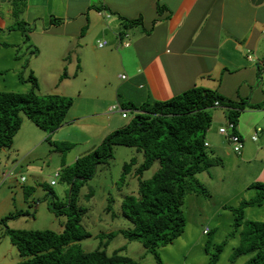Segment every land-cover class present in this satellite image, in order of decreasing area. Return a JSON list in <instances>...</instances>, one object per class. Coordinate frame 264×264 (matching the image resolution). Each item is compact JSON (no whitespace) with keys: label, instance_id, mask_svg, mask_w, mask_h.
Segmentation results:
<instances>
[{"label":"rangeland","instance_id":"obj_1","mask_svg":"<svg viewBox=\"0 0 264 264\" xmlns=\"http://www.w3.org/2000/svg\"><path fill=\"white\" fill-rule=\"evenodd\" d=\"M0 13L3 12L0 10ZM103 19L104 17L98 18L99 21ZM15 22L16 19L11 15L8 26L0 25V90L28 92L33 88L30 77L34 75L38 79L37 92L40 96L61 95L73 99L75 106L72 116L84 111L86 106L87 109L89 106L92 110L96 109L94 102L98 109L103 108L104 101L109 100L118 91L121 82L125 81L118 77L119 73L128 72L119 65V55H116L115 62L103 64L97 73L93 61L97 57L102 61L108 60L106 54L111 50L109 45L112 41L109 30L108 35L99 36L102 31L99 23L94 25V32L89 33L84 41L80 37L70 43L59 29L47 26L42 28V25H36L29 32L30 38L27 40L24 30L13 29V25L11 26ZM88 25L85 24L82 35L89 31ZM98 37L109 39V44L99 48ZM65 45L67 51L63 50ZM120 52L123 53L122 50ZM62 53L65 55L61 56ZM81 59L85 61L82 68ZM120 105L127 110L125 104L120 102ZM221 110L226 109L223 106L212 108V116L217 112L221 114ZM109 115H115L114 125L125 126L131 119L122 117L120 111ZM98 116L90 115L69 121L63 129L56 131L44 130L26 118L12 147L2 150L1 167L11 171V177L6 181L0 178V187L3 186L0 190V264H16L22 259L17 246L11 241L8 229L62 230L65 217L57 216L49 206L54 200L65 199L68 185L60 178H57L55 185H51V181L55 178L56 171H62L63 157L69 156L72 159L82 156L92 149L94 143L100 142L98 135L104 132L105 121L98 119ZM62 141L74 144L68 153L63 154L53 146ZM34 146L37 148L31 155V163L25 159V154H14L16 149H23L24 153V150H31ZM114 152V158L108 164L100 165L97 174L82 189L80 204L87 209L83 225L92 233L91 237L80 242L85 251H92L100 246L98 234L117 232L131 226L122 212V203L127 195L137 194L139 180L133 172L128 175L126 183H121V177L125 163L130 162L132 157H138L142 162L144 157L143 153L130 146H116ZM158 168L159 163L156 162L144 173V179L152 177ZM22 177L26 181H22ZM239 184L237 180L228 187L225 186L226 193L216 188L215 183L212 187L205 186L208 193L200 197L199 207L196 209H193L194 206L189 201L190 212L185 213L184 233L173 243L158 249L164 264H210L214 253H217V246L224 242L219 259L214 264H244L250 258L247 254L234 255L241 237L239 231L232 234L235 230V216L230 209L224 208L225 205L238 207L243 201ZM30 186L36 190L32 205L25 202L23 195L24 189ZM90 188L94 190V196L88 200L85 194ZM253 193L256 196V188ZM108 197L114 198L113 211L117 213L114 218L107 211ZM249 207L253 208L245 211L246 219L264 221V203ZM21 210L28 211L29 214L11 217ZM207 226L211 228V232L206 234L204 230ZM122 247H125L122 253L134 258L138 264H160L140 241H130L122 233L113 237L105 249L112 254Z\"/></svg>","mask_w":264,"mask_h":264},{"label":"trees","instance_id":"obj_2","mask_svg":"<svg viewBox=\"0 0 264 264\" xmlns=\"http://www.w3.org/2000/svg\"><path fill=\"white\" fill-rule=\"evenodd\" d=\"M10 1L16 19L12 27L24 30L28 40L29 32L34 28L22 18L28 1ZM161 7L158 3V9ZM103 9L98 7V11ZM124 19L127 28L141 23L140 19ZM61 22V18L52 16V24ZM126 33H130L129 29L120 35ZM30 80L33 88L28 92L0 90V175L1 152L12 147L26 118L44 130L56 131L66 123L74 103L72 98L61 95L40 96L37 77L31 75ZM217 101L226 109L228 120L236 124L240 112L248 105V102L229 100L217 91L203 87H193L168 100L147 101L141 106L126 103L125 108L132 114L125 126L112 131L94 150L78 157L73 164L66 165L63 161L60 180L68 185V193L63 201L54 200L49 206L57 216L65 217L62 230L8 229L11 241L22 257L16 264H138L134 258L122 253L125 247L112 254L105 249L119 233L130 241H140L160 264H164L158 249L173 243L184 233L186 197L208 193L197 175L222 163L206 145L213 122L211 109L217 107ZM233 132H237V126ZM119 145L135 147L144 157L142 162L138 157H132L125 163L121 177V183H126L128 175L133 172L139 180L137 194L127 195L122 203V212L131 226L98 234L100 246L85 251L80 242L91 237L92 233L83 225L87 209L80 204L82 189L97 174L100 165L108 164L114 158L115 147ZM55 146L65 154L74 144L61 142ZM156 162L159 163L157 171L149 179H144V173ZM252 187L257 189L256 196L244 199L238 207L227 206L235 216L232 234L239 231L241 237L234 255H250L244 264H264V221L245 217L247 207L264 203V183L256 182ZM93 196L94 190L90 188L85 198L90 200ZM113 203L114 198L108 197L107 211L114 218L117 213L113 211ZM25 214L29 212L21 210L11 217ZM224 245L225 242L217 246L210 264L218 261Z\"/></svg>","mask_w":264,"mask_h":264},{"label":"crops","instance_id":"obj_3","mask_svg":"<svg viewBox=\"0 0 264 264\" xmlns=\"http://www.w3.org/2000/svg\"><path fill=\"white\" fill-rule=\"evenodd\" d=\"M27 1V8L22 15L26 22L34 28L42 25V28L59 29L70 43L80 37L84 41L89 33L94 32V25L99 23L102 27L99 36L108 35L109 30L112 41L109 45L111 50L106 54L108 62L98 57L93 61L97 73L103 64L115 62L116 55L120 57L119 65L129 72L119 73L120 79H123L122 74L127 75V78L121 82L118 91L104 101L103 108L98 109L94 102L96 109L92 110L90 106L87 109L86 106L84 111L71 116L74 102L68 112L66 123L90 115H99L98 119L105 121L104 132L98 135L100 142L92 143L90 151L112 131L123 127L114 125L115 115H109L112 114L109 111L112 105L130 102L141 106L147 101L171 99L193 87L208 88L229 100L248 102L247 107L240 112L237 124V132L243 137L245 146L242 154L234 152L227 137L219 132V128L228 120L227 111L221 110V114L217 112L207 141L212 155L220 158L222 163L201 172L197 178L206 187H212L215 183L216 188L223 193H226L225 186L238 180L242 200L254 197L255 188L252 184L264 183V0ZM158 3L162 6L161 10L158 9ZM98 7L105 8L103 10L113 16L105 19ZM0 10L3 12L0 13V25L8 26V19L11 15L14 17L11 1L0 0ZM52 16L61 18L62 22L52 24ZM101 17H104L103 21L98 20ZM124 18L140 19L141 23L127 28ZM86 23L89 24V31L82 35ZM127 29L131 32L129 47L119 44L118 39ZM103 39L98 37L97 41ZM63 50H68L67 45ZM250 54H253L254 60H249ZM81 60L82 68L85 61ZM259 127L262 130L258 139L254 140L253 135ZM36 148H28L24 153L23 149H16L14 154H25V159L31 163V155ZM78 157H63L61 163L65 160L66 165H71ZM1 170L2 173L11 172L4 167ZM10 177L3 179L6 181ZM35 194L33 186L24 189L25 202L32 205ZM202 195H188L184 212H190L189 201L193 209L199 207ZM227 206L224 208L229 209Z\"/></svg>","mask_w":264,"mask_h":264},{"label":"built area","instance_id":"obj_4","mask_svg":"<svg viewBox=\"0 0 264 264\" xmlns=\"http://www.w3.org/2000/svg\"><path fill=\"white\" fill-rule=\"evenodd\" d=\"M100 14L105 16L106 18H110L111 17V13L107 12L106 10H100ZM119 39V44L122 43L125 47H129L131 45V34L130 33H126L123 36L119 35L118 36ZM109 44V40L108 39H103L100 40L98 42V46L100 48H104L105 46H107ZM249 60H254L255 57L253 56V54L248 55ZM121 77L123 79L127 78V75L122 74ZM216 106H221V104L219 103V101H217L215 103ZM110 112H115V111H120L122 112L123 117H129L132 112L129 110H125L121 107L120 104H114L110 107L109 109ZM236 122L232 121V120H228L225 125L221 126L219 128V132L225 136H227V138L229 139L230 144L233 147L234 152H236L238 155L242 154L244 146H245V142L244 139L242 138L241 135H239L237 132H233L236 129ZM262 129L259 127L258 130L256 131V133L253 135V139L257 140L258 139V134ZM206 145H209L208 142H206ZM11 175V173L7 174V173H2V177L5 179L7 177H9ZM61 176V172L60 171H56L55 172V178L51 181V185H55L57 183V178H60ZM26 178L22 177V181H25ZM210 227L207 226L204 230L205 233H209L210 232Z\"/></svg>","mask_w":264,"mask_h":264}]
</instances>
